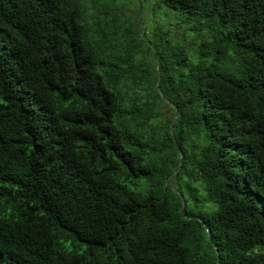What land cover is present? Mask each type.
Wrapping results in <instances>:
<instances>
[{
	"label": "trees",
	"instance_id": "trees-1",
	"mask_svg": "<svg viewBox=\"0 0 264 264\" xmlns=\"http://www.w3.org/2000/svg\"><path fill=\"white\" fill-rule=\"evenodd\" d=\"M0 264H264V0H0Z\"/></svg>",
	"mask_w": 264,
	"mask_h": 264
},
{
	"label": "water",
	"instance_id": "water-1",
	"mask_svg": "<svg viewBox=\"0 0 264 264\" xmlns=\"http://www.w3.org/2000/svg\"><path fill=\"white\" fill-rule=\"evenodd\" d=\"M185 203H184V201H183V199H182V207H181V211H182V213L184 212V210H185Z\"/></svg>",
	"mask_w": 264,
	"mask_h": 264
}]
</instances>
